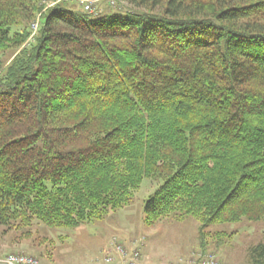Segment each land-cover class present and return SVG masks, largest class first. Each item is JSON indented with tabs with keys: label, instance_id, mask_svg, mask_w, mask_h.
Segmentation results:
<instances>
[{
	"label": "trees",
	"instance_id": "1",
	"mask_svg": "<svg viewBox=\"0 0 264 264\" xmlns=\"http://www.w3.org/2000/svg\"><path fill=\"white\" fill-rule=\"evenodd\" d=\"M119 1L57 3L24 45L42 0H0V225L76 227L145 178L144 222L193 216L202 249L211 224L264 220V0Z\"/></svg>",
	"mask_w": 264,
	"mask_h": 264
},
{
	"label": "rangeland",
	"instance_id": "2",
	"mask_svg": "<svg viewBox=\"0 0 264 264\" xmlns=\"http://www.w3.org/2000/svg\"><path fill=\"white\" fill-rule=\"evenodd\" d=\"M60 2L89 12L90 18L103 17L104 12L109 16L125 15L133 10L119 0H42L43 8L29 24L30 35L24 45L34 41L44 12ZM14 52L13 48L6 50V62ZM160 184V179L145 178L128 204L76 227L48 226L37 219L28 227L0 225V255L26 254L41 264H96L101 259L103 246L115 238L127 248L139 249L142 261L147 263L176 264L207 253L214 254L222 264H255L250 251L264 240L263 219L244 217L236 222L209 225L205 249L199 244L198 221L193 216H181L177 212L147 225L144 204Z\"/></svg>",
	"mask_w": 264,
	"mask_h": 264
},
{
	"label": "built area",
	"instance_id": "3",
	"mask_svg": "<svg viewBox=\"0 0 264 264\" xmlns=\"http://www.w3.org/2000/svg\"><path fill=\"white\" fill-rule=\"evenodd\" d=\"M89 10V5H86ZM91 11V10H90ZM38 21L34 24L37 26ZM202 253L197 259H188L179 261L176 264H222L214 254ZM0 264H41L39 260L33 256L26 254L9 253L0 255ZM96 264H163V263H147L142 261L139 249L127 248L111 238L103 246L101 250V259Z\"/></svg>",
	"mask_w": 264,
	"mask_h": 264
},
{
	"label": "crops",
	"instance_id": "4",
	"mask_svg": "<svg viewBox=\"0 0 264 264\" xmlns=\"http://www.w3.org/2000/svg\"><path fill=\"white\" fill-rule=\"evenodd\" d=\"M79 4H80V3H79ZM81 5H82V4H81ZM81 5H79V6H80V8H81ZM103 14H104V15H108V12H107V13H106V12H104Z\"/></svg>",
	"mask_w": 264,
	"mask_h": 264
}]
</instances>
